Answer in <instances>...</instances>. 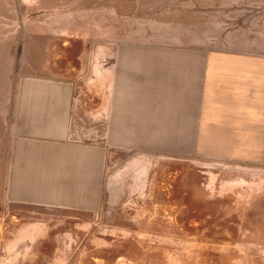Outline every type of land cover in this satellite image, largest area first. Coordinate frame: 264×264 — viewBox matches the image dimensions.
I'll list each match as a JSON object with an SVG mask.
<instances>
[{"label": "rangeland", "instance_id": "374dc122", "mask_svg": "<svg viewBox=\"0 0 264 264\" xmlns=\"http://www.w3.org/2000/svg\"><path fill=\"white\" fill-rule=\"evenodd\" d=\"M182 44L264 52V0H0V109L32 79L94 105L119 53ZM155 157L120 153L94 214L1 210L0 264H264V165Z\"/></svg>", "mask_w": 264, "mask_h": 264}, {"label": "crops", "instance_id": "0c3cea01", "mask_svg": "<svg viewBox=\"0 0 264 264\" xmlns=\"http://www.w3.org/2000/svg\"><path fill=\"white\" fill-rule=\"evenodd\" d=\"M187 46L163 57L119 53L94 105L72 83H23L17 103L0 109L2 213L98 212L120 153L264 165V52Z\"/></svg>", "mask_w": 264, "mask_h": 264}, {"label": "built area", "instance_id": "2783aa9c", "mask_svg": "<svg viewBox=\"0 0 264 264\" xmlns=\"http://www.w3.org/2000/svg\"><path fill=\"white\" fill-rule=\"evenodd\" d=\"M5 218L1 213V209H0V228H2V225L4 224Z\"/></svg>", "mask_w": 264, "mask_h": 264}]
</instances>
